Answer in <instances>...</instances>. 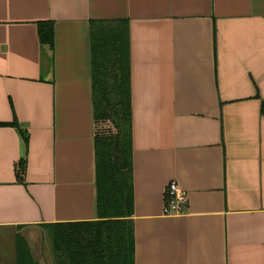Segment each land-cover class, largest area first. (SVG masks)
<instances>
[{"label":"crops","instance_id":"crops-1","mask_svg":"<svg viewBox=\"0 0 264 264\" xmlns=\"http://www.w3.org/2000/svg\"><path fill=\"white\" fill-rule=\"evenodd\" d=\"M115 17L128 26L133 264H264V0H0V264H14L16 234L45 264L33 233L96 217L88 20ZM169 181L186 197L175 215L161 213Z\"/></svg>","mask_w":264,"mask_h":264},{"label":"trees","instance_id":"trees-1","mask_svg":"<svg viewBox=\"0 0 264 264\" xmlns=\"http://www.w3.org/2000/svg\"><path fill=\"white\" fill-rule=\"evenodd\" d=\"M36 27L38 40L51 45L52 21L40 20ZM88 51L96 217L42 226L52 264H133L127 19L90 18ZM23 169L24 158L20 157L15 171L18 178ZM14 264H39L19 234L14 238Z\"/></svg>","mask_w":264,"mask_h":264},{"label":"built area","instance_id":"built-area-1","mask_svg":"<svg viewBox=\"0 0 264 264\" xmlns=\"http://www.w3.org/2000/svg\"><path fill=\"white\" fill-rule=\"evenodd\" d=\"M186 197L184 191L175 181L166 183L163 189L161 213L175 215L183 211Z\"/></svg>","mask_w":264,"mask_h":264},{"label":"rangeland","instance_id":"rangeland-1","mask_svg":"<svg viewBox=\"0 0 264 264\" xmlns=\"http://www.w3.org/2000/svg\"><path fill=\"white\" fill-rule=\"evenodd\" d=\"M1 236V235H0ZM31 241V249L34 250H40L41 254L37 255L39 258L41 257V261L45 262V264L50 260V257H52V252L49 245V239L48 235L46 233L45 229H40L33 233ZM34 254L35 251H34ZM49 259V260H48Z\"/></svg>","mask_w":264,"mask_h":264},{"label":"water","instance_id":"water-1","mask_svg":"<svg viewBox=\"0 0 264 264\" xmlns=\"http://www.w3.org/2000/svg\"><path fill=\"white\" fill-rule=\"evenodd\" d=\"M19 148H20V153L23 152V145H22L21 140L19 141ZM21 155H22V153H21Z\"/></svg>","mask_w":264,"mask_h":264}]
</instances>
